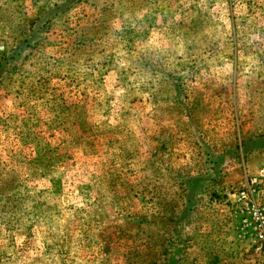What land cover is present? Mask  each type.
Wrapping results in <instances>:
<instances>
[{"label": "rangeland", "instance_id": "1", "mask_svg": "<svg viewBox=\"0 0 264 264\" xmlns=\"http://www.w3.org/2000/svg\"><path fill=\"white\" fill-rule=\"evenodd\" d=\"M259 169L264 0H0V264H264Z\"/></svg>", "mask_w": 264, "mask_h": 264}, {"label": "built area", "instance_id": "2", "mask_svg": "<svg viewBox=\"0 0 264 264\" xmlns=\"http://www.w3.org/2000/svg\"><path fill=\"white\" fill-rule=\"evenodd\" d=\"M231 218L236 238L247 243L264 263V169H259L234 192Z\"/></svg>", "mask_w": 264, "mask_h": 264}]
</instances>
